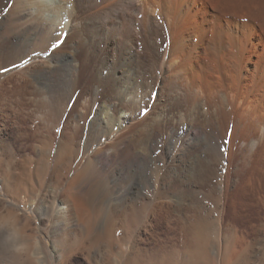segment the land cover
Returning a JSON list of instances; mask_svg holds the SVG:
<instances>
[{
	"label": "rangeland",
	"instance_id": "rangeland-1",
	"mask_svg": "<svg viewBox=\"0 0 264 264\" xmlns=\"http://www.w3.org/2000/svg\"><path fill=\"white\" fill-rule=\"evenodd\" d=\"M53 1L0 0V264H123L103 241L91 244L77 218V202L93 197L104 198L105 211L148 206L136 235L150 255L169 251L184 240L182 225L206 217L208 264H264V0H193L195 15L173 28L155 19L99 23L93 6L71 0H60L52 24L44 4ZM176 38L185 51L160 70ZM189 55L191 73L181 67ZM68 145L75 154L66 171L58 154ZM206 145L225 167L204 161ZM139 154L157 157L158 175L153 188L129 191L130 159ZM105 181L110 195L91 196ZM99 226L106 229L104 217ZM223 246L251 254L221 260Z\"/></svg>",
	"mask_w": 264,
	"mask_h": 264
},
{
	"label": "bare ground",
	"instance_id": "bare-ground-1",
	"mask_svg": "<svg viewBox=\"0 0 264 264\" xmlns=\"http://www.w3.org/2000/svg\"><path fill=\"white\" fill-rule=\"evenodd\" d=\"M71 1L77 7L79 6L80 3H84L85 5L93 6V11H91L92 8L90 9V12H92L91 13L92 16H90L91 17L90 19H95V20L97 19V21L99 23H104L105 21H107V22H109V21L122 22V21H126V20H128L129 22H132V23H139V22L142 23L143 21H151L152 19L153 20L155 19L157 21L160 20V21H162L163 24L167 25L170 28H173L176 25V23L181 22L180 20H182L183 15L186 14V15L194 16L196 13L195 9H193L194 8L193 7L194 2H195L193 0H191V1L190 0H71ZM215 1H217V0H215ZM238 1H240V0H238ZM243 1L244 0H242V2ZM250 1H252V0H250ZM35 2H36V0H35ZM245 2H247V1H245ZM245 2H244V4H245ZM62 3H63L62 1L58 0V1L50 2L48 4L47 3L44 4L47 6L46 8L50 7L51 10H53V12H54L53 15L56 16L54 21H53V19H52V21H50L52 24L56 23V19L58 17H60V12H61L62 8L64 7V5ZM35 4H37V2ZM195 4H196V2H195ZM247 4H248V2H247ZM239 5L241 6V2L239 3ZM23 6H24V4H23ZM239 9H241V7L240 8L238 7V10ZM24 10H25V8H24ZM40 10H42L41 7H40ZM12 12L10 10V14H12ZM262 12H263L262 14H263V19H264V11H262ZM259 13H261V12H259ZM87 16H88V14H87ZM138 16H141L142 19L139 20ZM5 18H7V17H5ZM84 19H86V17H84ZM263 19L261 21H263ZM1 20H2V18H1ZM0 24H2V23H0ZM201 26H200V28H204L203 27L204 25H201ZM48 32H49V36H51L50 34H52V32L50 30ZM229 41H231V40H229ZM185 45L186 44L183 43V41L181 39L177 40V38H176V41L174 43H171L169 46H167V48L164 51V54H163L164 56L162 58V61H160V66H159L160 70H163L167 64H170L171 62L173 63L174 61H177L180 58L181 53H184L183 51H185V48H186ZM204 46H205L204 43L200 44V47L202 49L206 50L207 48ZM166 53H167V55H166ZM52 57L54 58V56H51L50 60H52L51 59ZM193 60L194 59H193L192 55L187 56L186 61L183 63L184 65L181 66L183 71H185L187 73L193 72V66H194ZM58 63H60V61H57V64ZM263 84H264V80H263ZM259 88L262 89V91H263V94L262 93L260 94L263 97L264 85L261 86V84H260ZM123 121L124 120L122 118L118 124L119 126H117L118 129H120L122 127ZM114 124L112 125L110 131H113L112 129H113ZM103 132H105V130L101 129L100 130L101 135L105 136L104 134H102ZM121 133H122V131H119V130L117 132L113 133V135H116L114 138L116 139L118 137V135L120 136ZM111 141H113V140H111ZM97 145H101V143L99 142ZM103 145H104V143H103ZM69 147H70L69 145L67 147H63V150H61V153L59 150V154H58L59 157H61L60 163L62 164V168L67 169L66 171H69L71 169V165H72L71 159L73 158V156L75 154V151L73 150V148H69ZM204 150H205V157H206V158L204 157V161L206 159L208 161V159H210L211 157L212 158L214 157L218 160V162L222 161L221 166L225 167V165L223 163L225 161V158L223 159V155H220V153L217 152V150L213 149L209 145L204 146ZM117 151H118V149H117ZM113 152H115V151H113ZM213 152H215V153H213ZM105 155H107V154H105ZM171 159H173V157ZM96 160H97L96 162L103 168L105 165L104 162L107 161L108 158L103 157V159H102V158L97 157ZM157 161H158L157 157H152L150 155L148 158H146L145 156L140 155V154L137 155L135 158L132 157L130 159V165L132 168L134 167V170L130 173L131 174L130 179H129L130 181L128 180L127 188L129 189V191H135L134 188L137 187L138 183L142 184V186H143L142 190L145 187L149 188L150 186H152V188H153L154 179L158 175L156 173L158 170L157 169L158 166L156 165ZM90 163L93 165V162H90ZM144 164H147V165L150 164L151 165V168L149 170H147L146 172L141 169V167H143L142 165H144ZM206 164H207V162H206ZM65 166H67V167H65ZM79 170L80 171H78L75 174V179L73 181H71V183L68 185V188L65 190V193L68 194L69 192H71V190L73 189V184L75 183V180H78V179L86 176L89 173V171H88L89 166H86L84 169H79ZM114 175H115V173H114ZM119 175L123 176L124 173L121 172V170H120ZM113 182H114V185L116 187L115 193L118 194V192H119L118 187H120L122 181H121V179H114ZM105 184H106V181H105ZM105 184L100 183L99 185L96 186V188L92 189L90 191L91 196H109L110 195V189L107 186V184L106 185ZM101 190L103 193L101 192ZM73 195L76 196V194H73ZM103 199L104 198H101L99 200L96 199V201H95V197H93L92 200H90V201L88 200L86 202L85 206L81 205V203L79 204L77 202V204H76V205H78V207L76 206L77 207V213H78L77 218H79V220L81 222L80 224H82L83 228L87 231L88 235L90 236V241H92L91 244L97 245L98 243H101L103 241L108 248V252L110 255V257L109 256L108 257L110 258V260H111V258H112V260L114 259L113 261L115 263L117 260H123V264H199V263L208 264L210 262L211 255H209V252H210V248L212 246L210 247V241L211 240L209 241L210 236L208 235V234H210L209 233L210 226H209V222H208L206 217H203V218L201 217L198 221L199 224L195 222L197 225L195 224L192 228H190L191 226H189L187 228V227L182 225L181 231L180 230L179 231L181 234L180 235L181 238H183L184 240L180 241V242L178 241L179 244H175L172 247L170 246L172 249L170 248L169 251L161 253L163 251V248L160 247V249L158 250V252H159L158 254L161 253L160 255H158V254L157 255H150L149 253H147V251H145L144 249L141 248L140 245H141L142 241L140 239H138L137 235H136V233L139 234V232H140L139 229H141L140 227L145 223L144 214H145L148 206L143 202L139 206H135V204L131 205L129 211H124L122 208H117V209L114 208V209H110L109 211H107V210L105 211L104 210L105 208L103 207V205L105 206ZM204 216H206V215H204ZM102 217H104L106 219V226H105L106 229L103 232H101L102 230L99 229V227H100L99 225H100ZM180 219H182V218H180ZM118 224L121 225V228H120V231H121L120 235L121 236L116 235V233L114 232L115 228ZM192 225H193V223H192ZM180 240H182V239H180ZM160 243H163V241H161ZM1 244L2 243L0 241V246H1ZM3 245L4 244H2V246ZM124 245L126 246L125 250L122 248ZM27 247H28V245H27ZM223 247H224V249H227V250L224 251V253L222 254V257L218 256V259L220 257L221 260H228V258L229 259L233 258L235 260H238V257H237L238 255H241V260H246V259L248 260L249 259L248 257H249L250 252H248L249 251L248 249L247 250L243 249V250L239 251V252H241V254H239V253L235 252L233 249L229 250L228 247L227 248H226V246H223ZM213 248H214V246H213ZM263 250H264V245H263ZM0 252H1L0 253V255H1L3 250H1ZM18 252H20V251H18ZM20 254H17V255H19V257H20ZM211 254L214 257L213 259L217 260L216 259L217 258L216 252L213 251ZM15 255L16 254H14L13 259H14ZM15 258H17V257H15ZM260 259L263 260L262 257ZM39 262H38V264H39ZM23 263H25V262H23ZM111 264H113V263H111Z\"/></svg>",
	"mask_w": 264,
	"mask_h": 264
}]
</instances>
